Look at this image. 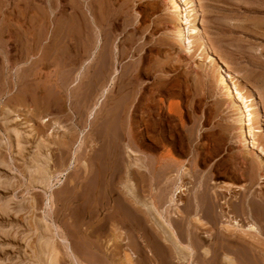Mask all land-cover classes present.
Instances as JSON below:
<instances>
[{
	"label": "rangeland",
	"instance_id": "rangeland-1",
	"mask_svg": "<svg viewBox=\"0 0 264 264\" xmlns=\"http://www.w3.org/2000/svg\"><path fill=\"white\" fill-rule=\"evenodd\" d=\"M47 1L66 13L87 2L0 0V264H37L46 222L56 232L59 264H73L61 239L79 264L125 260L116 249L118 235L134 228L110 219L115 210L104 202L114 206L124 198L127 112L137 117L136 129L148 125L146 146L158 147L152 156L169 160L153 195L180 186V201L186 202L205 176L211 186L246 187L250 176L264 174L254 152L241 159L238 113L216 81V65L197 49L189 56L172 45L167 0H98L118 20L99 36L80 23L70 33L56 31L60 15L51 19ZM197 5L199 27L217 61L247 94L262 99L264 120V0ZM117 112L126 118H119L121 141L112 129ZM257 138L264 141V134ZM177 165L183 172L175 171ZM96 178L111 184V196L96 198ZM135 178L140 196H148L149 179ZM259 182L256 191L262 193Z\"/></svg>",
	"mask_w": 264,
	"mask_h": 264
},
{
	"label": "bare ground",
	"instance_id": "bare-ground-1",
	"mask_svg": "<svg viewBox=\"0 0 264 264\" xmlns=\"http://www.w3.org/2000/svg\"><path fill=\"white\" fill-rule=\"evenodd\" d=\"M85 1H87L86 5L81 3L71 6V12L69 13L59 8L57 3L47 1L48 15L53 16L51 19L55 20L56 16L60 15L57 20L58 24L55 27L56 31L70 33V30L77 23H80L85 29L90 28L89 30L96 31V36H99L98 32H102L101 29L116 25L115 23L118 20L114 13H109L105 10V6L108 4H100L98 0ZM167 4L169 13L172 15L171 34L174 41L172 45H177L180 51L187 53L189 56H192L194 50L197 49L196 54L205 55L210 65H216V81L221 87L223 95L225 94V96L230 98L232 106L238 113L235 119V133L243 152L241 159L247 161L248 158L244 155L254 152L259 161L258 166L263 172L264 141H259L257 138V135L264 134L262 99L252 91L247 94L244 88L237 84L234 76L217 61L202 28L199 27L200 23L198 24L200 20L197 0H167ZM64 40L62 42L67 43ZM100 61L102 62V60ZM124 91L126 90L124 89ZM119 97L122 96L120 95ZM124 108H127V106ZM121 110L124 111L120 105L119 111ZM169 110L172 113L173 110L171 108ZM127 114L129 113L127 112ZM127 114L129 130L126 133L127 138H124L128 141L125 151L128 161L125 180L122 184V196L124 198H120L114 206L111 205V202L109 203L110 199L106 200L108 202H104L108 210H115L114 216L116 218L113 216L110 219H114V221L119 219L122 223L128 222L134 228L130 235L123 231L118 235L119 242L116 245V249L124 253L125 260L117 264H264V192H257L258 186L255 187L256 182H264V174L256 172L252 177L250 176L249 185L246 187L234 184L233 186H211L207 184L206 180L208 179L205 176L198 188L192 190L191 196L186 202L180 201L179 195L183 189L180 186L176 187L172 192H168V194L165 192V188H159V192L157 190L155 192L156 195H153L152 191L155 190L153 186H159L162 183L161 181H156V177L165 176L161 172L165 173L170 170L168 168L170 165H166V168L164 162L168 160V157L163 154L158 158L152 156L151 153L156 152L158 147L153 150L150 148V150L148 149L149 146H146L147 136L150 133L148 125L145 124L144 126L141 124L136 129L137 117H128L129 115ZM141 115L143 114L141 113ZM121 116L117 112L114 115V121L112 120L113 126L116 127L112 129L116 131L115 134L118 135L119 141L123 139L118 131L119 127H121L120 123H123L122 120H119ZM143 120L141 116V121ZM104 122L102 121V123ZM175 171L183 172V167L177 165L175 166ZM240 176L242 177V175ZM135 177H140L141 180L149 179L148 196H140L135 187L136 185L134 186L135 179H137ZM48 181V178H43L42 181L47 188L50 186V183L48 186ZM164 192L166 193L165 195H163ZM233 192L238 194L234 195ZM99 194L107 196L110 194L109 196H111L113 190L111 189V184L108 185L104 180L100 182L96 178V198ZM104 206H101V208ZM164 206L169 209L163 211ZM105 208L103 209L105 210ZM97 209L101 211L99 207ZM47 223H42L44 238L43 240L40 239L42 241L40 245L41 251L39 250L40 256L37 264H59V252L55 246L56 240L53 239L56 237V232L54 227ZM114 231H120V228L115 226ZM61 242L66 245V250L73 259V264H79L72 254L68 242L64 239H61ZM105 256L107 257V254ZM110 257L107 258L110 260ZM138 257H143L142 262L137 260Z\"/></svg>",
	"mask_w": 264,
	"mask_h": 264
}]
</instances>
